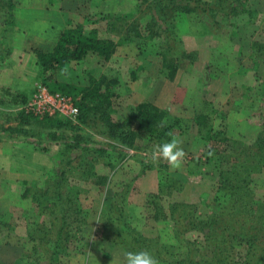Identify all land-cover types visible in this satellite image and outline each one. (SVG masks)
I'll return each instance as SVG.
<instances>
[{
    "label": "trees",
    "instance_id": "1",
    "mask_svg": "<svg viewBox=\"0 0 264 264\" xmlns=\"http://www.w3.org/2000/svg\"><path fill=\"white\" fill-rule=\"evenodd\" d=\"M135 1L138 2L135 13L101 15L98 20L89 13L85 24L67 21V28L49 51H35L41 84L50 92L73 97L81 94L77 123L37 119L26 113L23 106L34 89L31 94L20 91L7 102L14 106V114L0 99V119L10 113L19 126L35 119L56 130L85 128L88 133L99 132L110 142L90 147L81 139L63 141L51 167L43 170V176L23 182L20 197L31 207L22 214L26 237L20 240L26 247L20 264H61V259L79 253L97 255L83 235L90 225L94 227L92 238L103 242L100 256L107 260L116 255L124 258L127 251L146 250L159 264H264V197L257 195L256 188L264 174V120L260 131L244 141L241 136L229 135V124L222 111L224 105L219 100L201 98L195 101L198 104L194 105L191 120H170L165 110L150 102H141L132 106L126 119L118 123L111 120V99L117 97L119 68L109 70V75H101L98 80L92 79L81 89L67 87L54 78L55 72L75 67L90 55L109 63L114 60L118 47L134 43L140 48L144 43H152L158 46L160 76L172 82L182 61L194 63L198 57V52L183 48L184 41L176 29L177 20L187 23L189 37L219 39L227 33L231 39L242 25L264 21V0ZM14 9L12 0H0V67L5 66L11 55L3 38L7 28L13 25ZM95 21L104 22L106 36H100L96 29L85 32V25ZM250 51L253 62L250 68L254 71L257 65H264V40L253 38ZM250 68L239 65L232 77L241 81ZM135 69L130 67L131 82L139 79L136 70L141 67ZM255 78L259 85L246 90V99L258 91L264 97V84ZM4 131L27 136V131L20 128L8 127ZM191 133L199 138L203 149L202 155L189 157L187 173L209 177V192L193 201L182 199L181 192L170 185L175 181L164 172L165 179H160V172H156L154 188L147 187L144 177L154 165L125 150L151 154L155 145ZM142 140L141 147H134L135 142ZM42 151L46 153L47 149ZM126 161L138 163L139 172L130 181L120 183L110 193L111 197L105 196L96 206L90 203L88 209L80 199L88 193L84 185L104 188L107 193L111 177ZM143 211L145 222L160 225L155 237H146L138 229L137 221ZM13 233V216L0 213L3 246L14 244L7 241ZM20 240L17 245H21Z\"/></svg>",
    "mask_w": 264,
    "mask_h": 264
},
{
    "label": "rangeland",
    "instance_id": "2",
    "mask_svg": "<svg viewBox=\"0 0 264 264\" xmlns=\"http://www.w3.org/2000/svg\"><path fill=\"white\" fill-rule=\"evenodd\" d=\"M12 2L15 5L13 25L5 31L4 41L9 40L10 43H7L10 47L13 42L15 44L36 42L37 45L43 44L45 51L46 49L49 51L54 46L59 34L67 28V21L85 24V16L89 13L96 16L94 20H98L101 15L131 14L135 13V6L138 4L135 0H12ZM263 22L262 20L257 25H242V29L231 39L227 37V33L217 39L213 36L192 35L189 37L187 23L177 20L178 35L185 42V44L182 42L183 48L187 52H198V57L194 63L189 60L182 61L181 68L172 82L160 76L161 59L156 54L158 46L152 43H144L140 48L134 43L118 47L114 60L109 63L90 55L75 67L55 72L54 78L67 87L81 89L88 86L92 79L98 80L101 75L108 74L109 70L119 68V85L115 88L117 97L111 99L113 111L111 120L118 123L126 119L132 106L141 102H150L165 110L170 120L176 118L191 120L194 116V107L198 104H195L196 100L197 102L201 98L219 100L224 105L222 111L225 114L226 123L229 124V135L241 136L244 141H247L260 131L264 120V97H260L259 91L253 92L252 94H255L253 97L250 95L247 99L245 98L249 87L253 89L259 85L255 77L264 84V65H257L254 71L250 68L253 67L250 59V44L253 38L264 40ZM104 25L103 21H97V23L95 21V24L85 25V32L96 29L100 36H106ZM223 29L228 31L226 27ZM256 33L258 34L254 37ZM13 37L14 40H12ZM35 51H41V48L33 47L29 52L21 53H13V51L5 66L0 67V71L4 70V73L8 71L9 78L11 77L10 85L0 87V99L4 103L9 102L12 96L20 91H27L28 94L30 89L31 91L34 89L35 83H41L38 79ZM117 58L118 60H115ZM239 65L250 68L241 81L232 77ZM130 67L133 69L141 67V70L135 69L139 77L138 81H129ZM8 87L9 90H5ZM73 98L80 101L82 96L78 94ZM6 106L10 113H15L14 106H10V103ZM9 114L0 119V213L13 216L15 233L10 240H7L14 244L3 246L1 243L5 240H0V264H20L26 247L20 240L26 237L22 214L24 210L28 211L31 207L20 197L23 182L43 176V170L51 167L53 157L61 149L63 141L81 139L90 147L110 142L98 134L99 132L95 134L89 131L88 133L84 130L85 128L56 130L55 127L35 119L19 126V122L14 120L15 116H9ZM8 127L26 130L27 136L4 131ZM48 134L54 137L50 138ZM178 139L186 153L182 167L178 170L170 169L163 161L153 162L151 154L147 151L145 153L125 151L129 155L144 158V162L154 165V169L147 171L145 177L143 176L147 187L155 186L156 172H160V179H165L167 174L175 181L170 185L181 192L180 197L193 201L198 195L207 194L210 187L209 177L189 175L186 167L189 157L202 155L203 144L193 133ZM142 143L143 140L135 142L134 147H141ZM42 149H47L46 153ZM134 162L126 161L119 165L120 168L110 179L107 193L104 188H96L91 184L84 185L88 193L80 196L82 203L90 209V203L94 202L96 206L99 201L103 202L105 196L111 197L110 193L115 191L120 183L130 181L133 175L139 172L140 165ZM257 184V195L264 197V174ZM144 217L143 211L137 221L138 229L146 237H155L160 225L157 226L152 221L145 222ZM93 232V225L83 231L84 237H88L86 241L89 247L93 241L99 240L92 238ZM19 240L21 245H17ZM98 243L100 244L98 248L101 247L100 251H102L103 242L100 240ZM116 258L115 256L111 259V262H115L114 259L117 261ZM65 260L61 259V264ZM107 261L109 262L110 259Z\"/></svg>",
    "mask_w": 264,
    "mask_h": 264
},
{
    "label": "built area",
    "instance_id": "3",
    "mask_svg": "<svg viewBox=\"0 0 264 264\" xmlns=\"http://www.w3.org/2000/svg\"><path fill=\"white\" fill-rule=\"evenodd\" d=\"M77 99L60 92H50L41 83H35L33 93L23 108L37 119L52 118L77 123L79 107Z\"/></svg>",
    "mask_w": 264,
    "mask_h": 264
},
{
    "label": "clouds",
    "instance_id": "4",
    "mask_svg": "<svg viewBox=\"0 0 264 264\" xmlns=\"http://www.w3.org/2000/svg\"><path fill=\"white\" fill-rule=\"evenodd\" d=\"M180 145L181 141L178 138L155 145L151 150V160L153 162L163 161L172 170L180 169L186 156ZM123 256L124 264H159L157 258L146 250L127 251Z\"/></svg>",
    "mask_w": 264,
    "mask_h": 264
},
{
    "label": "crops",
    "instance_id": "5",
    "mask_svg": "<svg viewBox=\"0 0 264 264\" xmlns=\"http://www.w3.org/2000/svg\"><path fill=\"white\" fill-rule=\"evenodd\" d=\"M9 34H11V32L9 33ZM10 40H11V36H10ZM12 40H14V37H13V39ZM6 42H8V43H10V41L9 40H6ZM7 43V44H8ZM9 46V48L11 49V53L13 52V53H15V52H17V53H21V52H29L30 51V49H32L33 47H38L39 49L41 48V51H43V52H46L47 51V49H46V51L45 50H43V47H44V45L43 44H36V42H30V43H27V44H25V42L24 43H22V44H15L14 42L12 43V47H10V45H8ZM6 68V67H5ZM2 69V68H1ZM3 72V73H2ZM11 78V77H10ZM9 78V73H8V71H7V73L5 72L4 73V70H1L0 71V87L2 86H8V85H10V83H11V79ZM9 87H11V86H9ZM188 87V86H187ZM22 92V91H21ZM32 93V91H31V89L29 90V93ZM30 93V94H31ZM197 93V92H196ZM30 96L31 95H29V98H30ZM162 108V107H161ZM88 228V227H87ZM86 230V229H85ZM86 236H87V234H86ZM86 238H88V237H86ZM90 239H91V236H90ZM94 239H97V238H94ZM100 240H95V241H93L92 242V244H91V249L93 250V251H97V252H95L97 255H82V256H79V255H76V256H74V257H71V258H64V259H66L64 262H63V264H124V259L120 256V255H116V259H117V261L114 259V261L115 262H111V259H110V261L108 262L107 260H104L101 256H100V254H101V252H103V249H102V251H100L101 250V247H99L98 248V246H100V244L98 243ZM98 244V245H97ZM85 259H84V258ZM113 259V258H112ZM85 262V263H84Z\"/></svg>",
    "mask_w": 264,
    "mask_h": 264
}]
</instances>
